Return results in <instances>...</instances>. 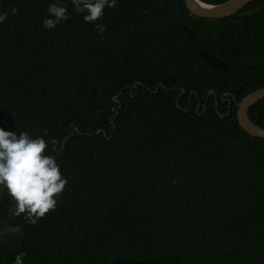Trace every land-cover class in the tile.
Listing matches in <instances>:
<instances>
[{
  "label": "trees",
  "instance_id": "16d2710c",
  "mask_svg": "<svg viewBox=\"0 0 264 264\" xmlns=\"http://www.w3.org/2000/svg\"><path fill=\"white\" fill-rule=\"evenodd\" d=\"M55 2L0 0V127L42 136L68 180L34 226L9 219L0 186V226L24 232L0 243V264H264V138L237 117L264 86V0L220 19L184 0H117L103 35L71 0L45 29ZM248 113L264 127V100Z\"/></svg>",
  "mask_w": 264,
  "mask_h": 264
},
{
  "label": "clouds",
  "instance_id": "9594fccd",
  "mask_svg": "<svg viewBox=\"0 0 264 264\" xmlns=\"http://www.w3.org/2000/svg\"><path fill=\"white\" fill-rule=\"evenodd\" d=\"M73 10L83 14L86 23L95 25L103 35L106 28L98 23L103 18L106 9L116 7L117 0H71ZM19 9L11 8V15H16ZM49 18H45L43 27L54 30L57 25L69 19L68 9L62 0H56L48 6ZM9 13H0V23H4ZM45 132L47 130L45 129ZM48 147L41 136L33 138L27 131H5L0 127V186L7 190L12 205L8 209L9 219L21 217L30 225H36L50 212L56 210L59 197L68 183L62 175L61 167L53 156L45 155ZM175 182V181H173ZM24 235L19 224L8 223L0 226V243L11 237ZM26 252L19 253L14 264H23Z\"/></svg>",
  "mask_w": 264,
  "mask_h": 264
},
{
  "label": "water",
  "instance_id": "95a60500",
  "mask_svg": "<svg viewBox=\"0 0 264 264\" xmlns=\"http://www.w3.org/2000/svg\"><path fill=\"white\" fill-rule=\"evenodd\" d=\"M187 8L189 9L191 14L210 18V19H220L226 18L230 15H233L246 7L249 3L255 0H227L225 2L219 4H210L203 2L201 0H184ZM260 7L251 9V10H244L241 12V16H250L256 13ZM185 32L187 33L188 37L191 39L193 44L195 45L196 49L200 53V55L212 66L217 68H226L227 63L222 61L221 59L214 56L206 47L205 45L198 39L197 35L194 33L191 27H189L185 22L182 23ZM214 93V90H210L209 95ZM206 98V101L209 98ZM228 96L225 93L222 98L229 101V106L231 105V99L226 98ZM118 97V96H117ZM117 97H114V100H117ZM217 98V95H215ZM236 101V99L234 98ZM264 100V86L256 89L246 96L242 98V100L238 103V111L237 117L240 126L248 132L253 137L264 138V127L257 125L253 122L249 116V109L255 105L256 103ZM206 105V104H205ZM189 111V108L186 110ZM224 116V115H221ZM99 132V131H98Z\"/></svg>",
  "mask_w": 264,
  "mask_h": 264
},
{
  "label": "flooded vegetation",
  "instance_id": "af4514ba",
  "mask_svg": "<svg viewBox=\"0 0 264 264\" xmlns=\"http://www.w3.org/2000/svg\"><path fill=\"white\" fill-rule=\"evenodd\" d=\"M201 107V103H199L196 107V109L200 108Z\"/></svg>",
  "mask_w": 264,
  "mask_h": 264
}]
</instances>
